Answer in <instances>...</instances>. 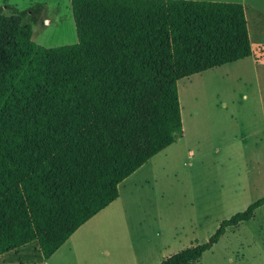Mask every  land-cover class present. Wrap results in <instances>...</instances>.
<instances>
[{
	"label": "trees",
	"instance_id": "obj_1",
	"mask_svg": "<svg viewBox=\"0 0 264 264\" xmlns=\"http://www.w3.org/2000/svg\"><path fill=\"white\" fill-rule=\"evenodd\" d=\"M77 42L44 48L0 9V256L36 242L50 258L182 134L177 81L252 54L243 5L70 0ZM159 264H199L227 228Z\"/></svg>",
	"mask_w": 264,
	"mask_h": 264
},
{
	"label": "rangeland",
	"instance_id": "obj_2",
	"mask_svg": "<svg viewBox=\"0 0 264 264\" xmlns=\"http://www.w3.org/2000/svg\"><path fill=\"white\" fill-rule=\"evenodd\" d=\"M243 4L256 58L257 43L264 40V26L258 25L264 0ZM0 9L29 24L37 46L77 42L70 0H0ZM251 61L180 78L181 136L140 175L119 185L117 202L49 259L30 243L0 256V264H159L206 243L223 220L263 198L264 79L256 80ZM199 264H264V205L250 221L227 228Z\"/></svg>",
	"mask_w": 264,
	"mask_h": 264
},
{
	"label": "crops",
	"instance_id": "obj_3",
	"mask_svg": "<svg viewBox=\"0 0 264 264\" xmlns=\"http://www.w3.org/2000/svg\"><path fill=\"white\" fill-rule=\"evenodd\" d=\"M237 2H240V3L243 4V0H227V3H237ZM243 8H244V6H243ZM244 13H245V9H244ZM245 18H246V16H245ZM246 22L248 23V20H246ZM258 25L260 26V28L263 27L264 26V21H263V23H261V22L258 23ZM263 43H264V40H262V39L257 43V53H256L257 57L256 58L254 57V55H255L254 52L255 51H253L251 49L252 50V54L250 56H247V57L238 59V60L233 61V62H229V64H233V63L234 64H237V62H242L244 60H252L250 62V67H251V70H252L253 75L255 76L256 80L260 79V77H263L262 79H264V51L261 52V49H260V46ZM261 48L264 49V47H261ZM249 58H251V59H249ZM234 72H238V76H239L238 78H240V79H241V77H243V75L245 77V74H244L245 72L243 70L234 69ZM263 95H264V92H263ZM168 147H166L162 151L156 153L154 156H152L151 158H149L141 167H139L137 170H135L131 175H129L126 179H124L119 185H121L123 182H125V180H129L131 178H135L136 176L140 175L144 170H146V168L148 167V164L150 162H152L155 158H157V156L160 155L162 152L166 151L168 149ZM119 185H118V187H119ZM117 198L112 203H110L105 208H103L98 214H96L95 216H93L92 218H90L89 221L85 222L84 225L87 224L88 222H90L91 220H95L96 218H99V216L101 214H103L105 211H107L110 207H112L117 202L116 201ZM83 226H81V227H83ZM81 227H79L78 229H80ZM73 235L74 234H72V236ZM33 244L36 246V247L34 246L33 249H35V251L39 252V246H38V244L36 242H33Z\"/></svg>",
	"mask_w": 264,
	"mask_h": 264
}]
</instances>
